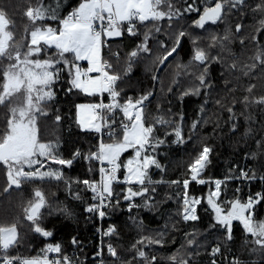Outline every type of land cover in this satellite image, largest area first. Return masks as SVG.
Segmentation results:
<instances>
[{"label": "snow or ice", "instance_id": "1", "mask_svg": "<svg viewBox=\"0 0 264 264\" xmlns=\"http://www.w3.org/2000/svg\"><path fill=\"white\" fill-rule=\"evenodd\" d=\"M0 175V264H264V0H0Z\"/></svg>", "mask_w": 264, "mask_h": 264}, {"label": "trees", "instance_id": "2", "mask_svg": "<svg viewBox=\"0 0 264 264\" xmlns=\"http://www.w3.org/2000/svg\"><path fill=\"white\" fill-rule=\"evenodd\" d=\"M14 2L16 3H20L23 4L24 0H14ZM68 2H72V0H68ZM14 15L16 16L17 19H21L22 18L14 12ZM20 28H23V22H21L20 24ZM126 43H130V41H127ZM123 47V45H121ZM234 48H237L238 45H233ZM171 71V70H170ZM165 83H167V78L165 79ZM58 92V101H59V106L61 107V109H65V108H71L72 103L74 101H78V102H86L88 98L80 96H69L65 93V90L63 87H59L57 89ZM194 106V105H193ZM212 128V124L209 123L208 126H206L204 128V133H208ZM216 143L218 144V156H217V164L214 166V168L212 169L211 175L214 177H219L222 176L225 171L227 170V168L229 167V164L233 161L235 162H239V163H243V160L241 159V156L239 153H234V150L232 148L229 147L228 141H227V137H224L223 142H221L220 140H217ZM179 168H174L173 171L170 173L171 175H179ZM83 172V168L82 167H76L74 170V174H82ZM3 183V177L2 175H0V184ZM52 191H56V189L54 187H52L51 189ZM231 191V186L230 189ZM51 199H57L61 202H65V194L63 192V190L61 189L60 191L57 192V195L55 197H50ZM17 203L16 199L13 198V204ZM3 206H0V208H2ZM77 212H80V209L77 208L76 209ZM14 211L16 213H19V208H15ZM119 216V220L121 222H123L126 217L123 214H118ZM50 222H54L55 223V228L58 234V238L61 240L67 239L68 233L72 230H75L76 232H78L81 235V238L84 239L86 241V244L88 245H94L98 242L99 238L98 236L94 233V227L98 224L97 223L94 225L90 222H86L85 220L81 219L79 221V223L77 224H72L69 221H63L61 222V220L56 217H50L49 218ZM147 223L150 224V227H152L153 229L156 228H162L163 226V222L160 220H156V221H151V219L149 221H147ZM66 225H70L69 227H66ZM178 235V234H177ZM28 240L31 243L30 247L24 248L23 249V253L25 255L28 254H37L39 251V248L42 247V243L41 240L39 239H35L34 237H32L31 234H29L28 236ZM179 245H171L170 248L171 250H175L176 247H178Z\"/></svg>", "mask_w": 264, "mask_h": 264}, {"label": "built area", "instance_id": "3", "mask_svg": "<svg viewBox=\"0 0 264 264\" xmlns=\"http://www.w3.org/2000/svg\"><path fill=\"white\" fill-rule=\"evenodd\" d=\"M99 225V222H98V224L96 225V226H98ZM96 226L94 227V233L98 236V238H99V235L97 234V232L95 231V228H96Z\"/></svg>", "mask_w": 264, "mask_h": 264}, {"label": "rangeland", "instance_id": "4", "mask_svg": "<svg viewBox=\"0 0 264 264\" xmlns=\"http://www.w3.org/2000/svg\"><path fill=\"white\" fill-rule=\"evenodd\" d=\"M125 155H127V154H125Z\"/></svg>", "mask_w": 264, "mask_h": 264}]
</instances>
